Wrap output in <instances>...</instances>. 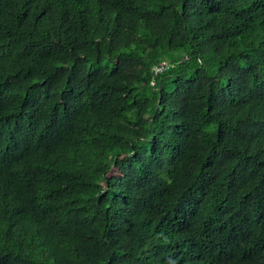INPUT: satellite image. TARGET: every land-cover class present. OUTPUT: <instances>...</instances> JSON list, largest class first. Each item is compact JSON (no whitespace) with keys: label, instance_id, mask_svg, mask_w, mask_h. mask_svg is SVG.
Segmentation results:
<instances>
[{"label":"trees","instance_id":"obj_1","mask_svg":"<svg viewBox=\"0 0 264 264\" xmlns=\"http://www.w3.org/2000/svg\"><path fill=\"white\" fill-rule=\"evenodd\" d=\"M0 264H264V0H0Z\"/></svg>","mask_w":264,"mask_h":264},{"label":"built area","instance_id":"obj_2","mask_svg":"<svg viewBox=\"0 0 264 264\" xmlns=\"http://www.w3.org/2000/svg\"><path fill=\"white\" fill-rule=\"evenodd\" d=\"M165 69V65L157 66L155 68L156 73L162 72Z\"/></svg>","mask_w":264,"mask_h":264},{"label":"rangeland","instance_id":"obj_3","mask_svg":"<svg viewBox=\"0 0 264 264\" xmlns=\"http://www.w3.org/2000/svg\"><path fill=\"white\" fill-rule=\"evenodd\" d=\"M182 53V52H181ZM180 54V53H179ZM182 55V54H181Z\"/></svg>","mask_w":264,"mask_h":264}]
</instances>
